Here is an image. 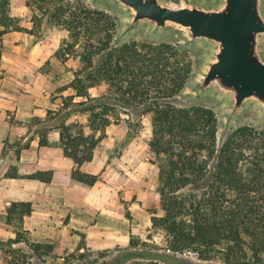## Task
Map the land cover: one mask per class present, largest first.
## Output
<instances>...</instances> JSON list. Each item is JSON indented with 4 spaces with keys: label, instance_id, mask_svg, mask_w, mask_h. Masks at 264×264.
Returning <instances> with one entry per match:
<instances>
[{
    "label": "trees",
    "instance_id": "trees-1",
    "mask_svg": "<svg viewBox=\"0 0 264 264\" xmlns=\"http://www.w3.org/2000/svg\"><path fill=\"white\" fill-rule=\"evenodd\" d=\"M53 1L57 0H27L26 5L39 7ZM10 2L0 0V35L27 31L10 14ZM75 2L74 6L69 0L53 4L54 11L45 20L69 31L68 39H62L55 51L62 62L84 41L78 51L80 67L58 87L59 106L48 109L44 118L31 119L33 133L45 146L50 144L49 132L58 131L56 145L76 165L71 171L73 181L92 186L99 174L83 172L80 166L92 160L106 127L123 123L129 136L138 132L142 117L149 115L147 145L156 157L163 212L151 217V226L168 235L166 250L137 254L152 256L154 261L128 263L133 260L130 246L137 245L131 237L129 248L101 264H195L179 256L186 251L198 260L220 264H264V130L241 125L219 141L218 117L212 108L177 101L195 72L187 49L167 41L117 42L115 15ZM67 89L72 93L62 94ZM74 115H86V124L71 119ZM32 137L18 152L29 146ZM26 177L50 182L52 171ZM31 210L30 202H12L6 208L4 221L15 228V237L7 242L23 241L32 256H39L43 247L42 253L48 255L52 244L29 241L22 234V219ZM4 243L0 240V250Z\"/></svg>",
    "mask_w": 264,
    "mask_h": 264
},
{
    "label": "crops",
    "instance_id": "crops-1",
    "mask_svg": "<svg viewBox=\"0 0 264 264\" xmlns=\"http://www.w3.org/2000/svg\"><path fill=\"white\" fill-rule=\"evenodd\" d=\"M13 11L11 8V15L16 16ZM49 30L59 31L64 36L63 30ZM32 36L17 30L0 35V239L15 237L14 226L4 221L6 208L12 202H30L32 210L23 217L21 229L37 241L52 239L62 249H84V246L103 249L127 244L131 233L129 229H134V225L129 224L122 212V200L128 201V194L134 189L138 199V195L144 193L145 186L137 183L134 189L127 188L126 173L110 166L107 155L97 157L95 151L92 160L83 163L80 170L99 174L100 179L92 186L81 185L71 177L76 165L56 145L58 131L49 132V145H39V137L33 133L30 121L33 117L44 118L47 110L56 109L60 102L58 96L54 99L50 96L54 85L49 75H42L38 71L39 64L37 68L32 65L33 54L41 49L43 43H33ZM59 41L60 38L54 44L55 48ZM26 47V54L24 51L16 53ZM45 52L40 57H46ZM35 60L39 63L37 58ZM15 62L16 65H13ZM26 72H33L32 77H38V80L32 82ZM70 93V89L62 92L64 95ZM71 119H81L80 122L86 124V115H74ZM114 127L116 124L113 123L106 127V135L100 145L115 142L124 136L122 128L119 131ZM114 131L118 135L115 136ZM30 136L33 137L29 146L19 152L15 146L7 147L8 143L16 141L25 143ZM49 170L52 171L50 182L26 177L36 171ZM113 171L118 175L115 183L108 179ZM8 172L14 175L10 176ZM136 202L131 201L129 211ZM55 214L66 215L67 222L57 225L50 223V215ZM130 215L136 217L137 213L130 212ZM81 239L84 243L78 245ZM12 244L21 246L22 242Z\"/></svg>",
    "mask_w": 264,
    "mask_h": 264
},
{
    "label": "rangeland",
    "instance_id": "rangeland-1",
    "mask_svg": "<svg viewBox=\"0 0 264 264\" xmlns=\"http://www.w3.org/2000/svg\"><path fill=\"white\" fill-rule=\"evenodd\" d=\"M29 3H32V0H29ZM67 1V0H65ZM72 3V6L76 5V0H69ZM82 4H85L89 8H95L100 10H106L109 13L115 15L117 17V32L116 35L121 27L122 18L119 12L114 9L111 6L102 4V3H91L89 0H79ZM60 0H57L56 2H49V3H43L40 4L39 7L35 4L26 5L27 0H11L10 2V14L11 8L14 10L13 12L16 13V16H13L14 18H17L19 20V25L25 28L29 34H32V41L33 43H36L38 41L43 42L41 49H39L36 53L33 54V61L32 65H34V68H37L36 66L39 64V72L42 75H49L50 81L54 85V89L51 93V98H57L58 96V86L65 84L66 82L70 81L73 77L72 72L80 67L79 64V49H82L83 42L80 45H76L74 48V52H72L69 56V58L62 62L60 59H58L55 56V51L59 47H54V44L58 41V38H60V41L64 38L68 39L69 37V31L63 27L59 26H53L50 22L45 20V16H49L53 13L52 5H59ZM169 4L172 6H179L182 3V0H168ZM42 7V8H41ZM60 29L63 30L64 36H61L59 31H51L49 29ZM183 33V30L180 27H176V31L174 34H171L166 37H150L146 32L140 31L137 33H134L124 39V41H128L131 39L135 40H150V41H167V42H174L180 44V36ZM81 40L82 37H81ZM60 44V43H59ZM25 50H28V47L21 49L20 52L16 53H24L26 54ZM187 50L191 54V58L194 65V74L193 77H195L198 74V71L201 68L202 65V55L203 52L201 48L198 45H195L191 48H187ZM46 51L47 55L46 57H40V54H43V52ZM45 52V54H46ZM28 53V51H27ZM44 54V55H45ZM16 55V54H14ZM38 59L39 63H36L35 59ZM16 65V62L13 64ZM28 65V62H27ZM36 70V69H35ZM26 76L31 77L32 82H35L38 80V77H32L31 72H26ZM35 75V74H33ZM192 77V78H193ZM191 78V79H192ZM190 79V80H191ZM189 82V81H188ZM187 85V83H186ZM185 85V86H186ZM185 88V87H184ZM100 90H103L104 87L101 86L99 88ZM184 90V89H183ZM182 90V91H183ZM96 91V89H92V92ZM181 91V93H182ZM180 93V94H181ZM178 103L181 105H191V104H200L207 107L212 108L217 117H218V124H219V132H218V140L222 141L224 140L227 135L234 130L235 128L241 126V125H251L257 129L264 130V124L261 123L257 116L252 112H246L241 117L240 120H238L236 123H234L231 128L224 134L222 132V117L223 112L221 109L220 104L213 100V99H198V100H189V101H181L178 100ZM85 118V117H84ZM81 121V119H79ZM79 121V122H80ZM83 122H85L83 120ZM114 124V123H113ZM142 127L138 130L137 133H133L129 136L127 135V129L124 126L123 123L116 124V127L119 129L122 128L125 132L124 136L115 142L111 141L109 143L105 142L103 145H100L95 149V152H97V157H100L102 155H107V163L111 166H113L115 169H118L119 171L123 170V173H126L127 177V185L126 187L129 189H134L137 185V183L144 184L145 190L143 194L138 195L136 194V189L133 190V192H129L128 199L130 200H122V212H124V215L128 218L129 224L134 225V229H129V239L132 237L133 240H135L137 245L131 247L129 245V239L128 243H123L122 245H113L107 248L98 249V248H87L84 246V249H62L57 245V243L52 239H44L41 241H37L34 238H32L28 232L22 230V234L24 237H26L29 241H36L40 242L42 244H52V251L48 253V255H44L42 252L44 248L42 247L40 250V255H34L32 256V252L27 244H25L22 241L21 246H15L13 244H8V239H0L3 242H5L2 247L3 251L0 250L1 256H0V264H101V261L110 257L115 256L118 251L125 250L129 248L132 250V261H139V262H146L148 260L154 261V258L152 256L147 255V257H138L139 252H147V254H152L154 252H157L158 249L164 250L167 246V233L162 228L156 227L152 228L151 226V217L155 215L161 216L163 214L162 210L159 207V194L157 192V186H158V167L156 166L155 162L156 157L155 155L149 150L147 141L150 138L151 135V123H150V117L149 115H144L141 119ZM114 135H118L117 131H114ZM120 135V133H119ZM23 144V141H16L13 143H8L7 147H14L18 149ZM109 148V149H108ZM118 176L116 171H113L108 179L111 183H115V177ZM123 178V177H122ZM143 179V181L141 180ZM114 185V184H113ZM131 201H138L135 204H133L132 211L128 210V206L132 205L130 204ZM130 212L137 213V216L130 215ZM96 219V218H95ZM50 223H53L57 225L60 222H67L66 215H50V218L48 219ZM138 225V226H137ZM138 227V228H136ZM84 243L83 239L80 240V243L78 245H82ZM135 244V243H134ZM166 250V249H165ZM105 255V256H103ZM180 257H182L184 260L188 262H192L195 264H220L217 260H210V261H202L198 260L195 255L189 251H186L182 254H179ZM67 258V259H65ZM157 264H172L167 261H159Z\"/></svg>",
    "mask_w": 264,
    "mask_h": 264
},
{
    "label": "water",
    "instance_id": "water-1",
    "mask_svg": "<svg viewBox=\"0 0 264 264\" xmlns=\"http://www.w3.org/2000/svg\"><path fill=\"white\" fill-rule=\"evenodd\" d=\"M116 9V41L144 31L150 37L183 33L180 45H198L202 65L178 100L213 99L222 109L225 134L246 112L264 124V0H89Z\"/></svg>",
    "mask_w": 264,
    "mask_h": 264
}]
</instances>
